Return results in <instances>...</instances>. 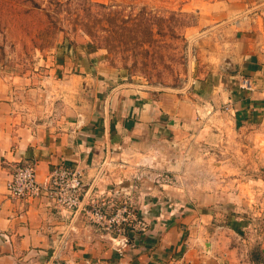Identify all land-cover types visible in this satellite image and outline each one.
Here are the masks:
<instances>
[{
	"label": "crops",
	"instance_id": "crops-1",
	"mask_svg": "<svg viewBox=\"0 0 264 264\" xmlns=\"http://www.w3.org/2000/svg\"><path fill=\"white\" fill-rule=\"evenodd\" d=\"M199 9L187 90L119 82L71 46L45 74L0 80V264H264V0ZM103 161L100 190L144 176L133 202L147 234L111 241L81 216L70 230L47 195L6 193L25 163L39 183L58 166L87 183ZM148 168L176 183L152 184Z\"/></svg>",
	"mask_w": 264,
	"mask_h": 264
},
{
	"label": "rangeland",
	"instance_id": "rangeland-1",
	"mask_svg": "<svg viewBox=\"0 0 264 264\" xmlns=\"http://www.w3.org/2000/svg\"><path fill=\"white\" fill-rule=\"evenodd\" d=\"M213 1L0 0V80L45 74L56 51L71 46L95 53L119 82L187 90L199 59V8Z\"/></svg>",
	"mask_w": 264,
	"mask_h": 264
},
{
	"label": "built area",
	"instance_id": "built-area-1",
	"mask_svg": "<svg viewBox=\"0 0 264 264\" xmlns=\"http://www.w3.org/2000/svg\"><path fill=\"white\" fill-rule=\"evenodd\" d=\"M240 88L251 89L250 82L242 79ZM107 163L103 161L95 176L87 183L81 169L63 166L52 168L45 181L39 183L34 164L25 163L15 167L6 183V193L14 199L47 195L60 213H66L70 230L74 219L81 216L93 227L95 233L111 241L125 239L127 232L135 236L147 234L148 223L136 213L133 202V191L139 188L136 184L141 183L144 176L137 175L129 179L121 177L119 181H110V187L100 190L101 179L108 175ZM130 179L135 182L124 186V181ZM145 179L159 186L176 183L170 173L161 171H151Z\"/></svg>",
	"mask_w": 264,
	"mask_h": 264
}]
</instances>
